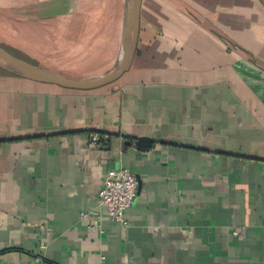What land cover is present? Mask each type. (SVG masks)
<instances>
[{
	"label": "crops",
	"instance_id": "1",
	"mask_svg": "<svg viewBox=\"0 0 264 264\" xmlns=\"http://www.w3.org/2000/svg\"><path fill=\"white\" fill-rule=\"evenodd\" d=\"M127 7L0 0V46L100 77ZM110 169L137 179L126 225L97 203ZM0 264H264V0H141L98 88L0 69Z\"/></svg>",
	"mask_w": 264,
	"mask_h": 264
},
{
	"label": "water",
	"instance_id": "2",
	"mask_svg": "<svg viewBox=\"0 0 264 264\" xmlns=\"http://www.w3.org/2000/svg\"><path fill=\"white\" fill-rule=\"evenodd\" d=\"M141 0H128L127 13L121 34V51L115 67L107 74L89 79L68 78L57 73L45 70L17 57L0 46V69L15 76L32 81L47 83L72 90H90L111 83L126 72L135 52L139 29V13ZM140 141V143H139ZM136 145H144L139 140Z\"/></svg>",
	"mask_w": 264,
	"mask_h": 264
},
{
	"label": "built area",
	"instance_id": "3",
	"mask_svg": "<svg viewBox=\"0 0 264 264\" xmlns=\"http://www.w3.org/2000/svg\"><path fill=\"white\" fill-rule=\"evenodd\" d=\"M99 138L96 134L90 136L88 146L98 147ZM137 189L136 177L123 169H110L103 178L102 185L97 193V203L108 217L119 224L126 225L124 212L132 205ZM81 216L85 214L81 212ZM233 235L237 231H232Z\"/></svg>",
	"mask_w": 264,
	"mask_h": 264
},
{
	"label": "rangeland",
	"instance_id": "4",
	"mask_svg": "<svg viewBox=\"0 0 264 264\" xmlns=\"http://www.w3.org/2000/svg\"><path fill=\"white\" fill-rule=\"evenodd\" d=\"M5 46V45H4ZM10 48V47H9ZM12 48V47H11ZM12 53H14L13 55H16L17 57H22V58H24L25 57V54L23 53V52H21V51H15V50H13V52Z\"/></svg>",
	"mask_w": 264,
	"mask_h": 264
}]
</instances>
